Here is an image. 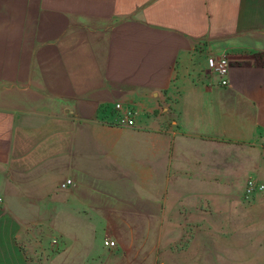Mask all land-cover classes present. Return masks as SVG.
Masks as SVG:
<instances>
[{
	"label": "crops",
	"instance_id": "obj_1",
	"mask_svg": "<svg viewBox=\"0 0 264 264\" xmlns=\"http://www.w3.org/2000/svg\"><path fill=\"white\" fill-rule=\"evenodd\" d=\"M250 176L264 182V0H0V264H239L240 248L264 264ZM124 217L155 235L127 240Z\"/></svg>",
	"mask_w": 264,
	"mask_h": 264
},
{
	"label": "built area",
	"instance_id": "obj_2",
	"mask_svg": "<svg viewBox=\"0 0 264 264\" xmlns=\"http://www.w3.org/2000/svg\"><path fill=\"white\" fill-rule=\"evenodd\" d=\"M208 66L210 71L218 77L219 84L222 86L229 85V72H230V60L227 57H212L208 61ZM115 109L118 111H123V119L126 124L133 125L134 124V115L135 110L131 106H123L121 103L115 104ZM71 183V179H67L64 183H62V187H66ZM264 192V182L259 179L250 176L245 184L244 195L245 198L251 199L256 194ZM2 204V197H0V206ZM104 245L110 248H114L116 246V241L112 238H106L104 240Z\"/></svg>",
	"mask_w": 264,
	"mask_h": 264
},
{
	"label": "rangeland",
	"instance_id": "obj_3",
	"mask_svg": "<svg viewBox=\"0 0 264 264\" xmlns=\"http://www.w3.org/2000/svg\"><path fill=\"white\" fill-rule=\"evenodd\" d=\"M92 220H104V218H91ZM124 221H126V228L129 229V232H128V236H127V240H131V239H134L135 236H141L143 235V238L144 239H148L150 240L152 235H155V231L153 230L151 224L149 222L145 223L144 225H141L138 223L137 219L135 218H132V217H124ZM89 225H91V227H93V224L92 223H89ZM137 230V231H136ZM143 231V233H142ZM101 233H97L95 236H93L90 232L88 234H86L85 238L86 240H90V241H99L101 239ZM200 235H203V234H198V233H195V234H182L180 236V241H184V240H188V239H195V240H198L199 236ZM236 236H238V239L237 241L239 243H241L242 239H243V235L242 233H238V234H235ZM113 234L111 233H106L104 238H113ZM164 236H166V234L164 233ZM216 237H220V238H217V239H221V237H223V234H207V238L208 240L211 239V240H214ZM81 239V238H80ZM239 256H240V263L239 264H245V257H246V249H243V248H240L239 249ZM85 260V259H84ZM184 261V258L181 257V256H176L175 257V264H184L183 263ZM83 263V262H82ZM147 264H161L160 263V259H157L155 263H151V261Z\"/></svg>",
	"mask_w": 264,
	"mask_h": 264
}]
</instances>
